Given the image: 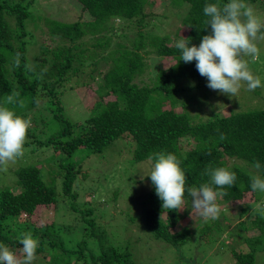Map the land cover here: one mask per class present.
I'll return each instance as SVG.
<instances>
[{
    "label": "trees",
    "instance_id": "1",
    "mask_svg": "<svg viewBox=\"0 0 264 264\" xmlns=\"http://www.w3.org/2000/svg\"><path fill=\"white\" fill-rule=\"evenodd\" d=\"M76 1L87 11L89 20L63 22L37 16L34 21L28 4L0 0V105L13 91L19 92L22 106L8 107L31 120L21 157L27 162L12 173H3L20 191L0 187V245L15 252L23 246L19 242L22 234L31 232L39 241L36 255L47 252L48 264H136L128 248L115 243L103 229L107 200L94 198L88 184H83L88 168L96 166L89 158L102 156L110 161L103 153L118 140L127 143L134 162L148 159L154 164L150 157L161 150L176 154L186 169V187L209 182L205 174L209 166L235 171V184L224 189L226 196L218 194L216 203L231 204L236 211L229 210L230 214L237 212V219L242 217L257 200L258 190L250 187L251 170L264 178V110L225 114L214 110L204 119L193 113L183 94L192 88L199 95L198 87L207 77L199 74L195 59L189 63L181 59L176 43L170 45V35L150 30L161 16L150 12L156 0ZM168 1V9L183 12L180 21L187 30L184 37H191L189 46H199L202 37L212 33L211 25H205L208 17L203 8L217 0ZM245 2L251 6L260 3L264 13V0ZM29 20L35 22L34 27L27 25ZM116 20L121 22L117 28ZM120 28L124 32L119 33ZM86 35L94 40L89 46ZM115 38L123 41L118 47ZM16 53H20L19 67L14 66ZM150 54L166 62L150 84L139 86L134 80L149 69ZM166 63L176 66L165 71ZM99 65L105 68L101 83L95 94L83 97L86 115L82 122H75L66 114L62 96L77 84L79 72ZM182 81L193 83L182 88ZM179 105L180 111L176 109ZM197 111L202 112L201 107ZM49 150L52 156H43ZM38 157L42 161H32ZM256 161L262 165L260 170L253 167ZM249 193L250 200L245 201ZM190 198L186 190L184 199ZM162 203L153 184L144 199V227L154 238L171 244L174 252H180L179 244L189 242L194 233L188 227L177 230L179 210L164 209ZM60 205L68 208L73 223L50 219L37 224L18 219L31 216L36 207L43 217L44 211L53 212ZM210 225L230 235L219 221L206 223L200 234L208 233ZM238 225L245 234L240 235L239 244L231 242L226 252L235 264H256V253L264 251V212L257 211ZM72 230L80 236L69 238L66 233ZM250 231L254 235H249Z\"/></svg>",
    "mask_w": 264,
    "mask_h": 264
},
{
    "label": "rangeland",
    "instance_id": "2",
    "mask_svg": "<svg viewBox=\"0 0 264 264\" xmlns=\"http://www.w3.org/2000/svg\"><path fill=\"white\" fill-rule=\"evenodd\" d=\"M29 5V12L31 17L36 21L37 16L43 19L52 18L63 22H73L76 20H89L90 16L86 10L82 9V6L76 0H16ZM168 0H156L155 5L151 9L152 14L159 13L158 19L155 20L150 30L163 36L168 34L171 36L172 41L170 45L175 44L179 37H184L186 31L182 27L180 21L183 12L180 11L176 14V11L168 9ZM260 3L251 6L256 15H258L262 22H264L263 10L259 7ZM30 17V18H31ZM29 27H34L35 22L31 20L27 21ZM116 28L121 25V22L114 21ZM44 28V27H43ZM150 31V32H151ZM39 32V30H38ZM119 33L124 32L123 29L118 30ZM132 31L130 32V34ZM179 37H178V36ZM84 40L87 42V46L94 40L86 35ZM88 40V41H87ZM114 44L118 47L121 44V40L114 39ZM257 46L260 49L258 57L253 59L252 57H244L248 61L250 71L254 76H258L261 80V86L254 91L247 89L246 82H241V88L235 97L228 94L221 93L219 90L210 89L207 86L208 80L206 79L197 89L199 95H196L192 88L187 89L183 94L187 102L192 104L193 113L198 114V118H206L208 114H211L214 110L221 113H242L248 111L264 110V41H257ZM113 44V42H112ZM109 47L110 49L113 46ZM150 67L146 70L142 76L135 78L134 82L139 86L150 84L151 77L157 73V70L162 67L166 62L163 58L155 54H150L149 59ZM99 65L93 68L85 67L82 72H79L77 84L73 89L67 91L62 96V104L65 107V112L75 122H82L85 115L87 105L81 102L83 97L88 94H95V90L98 84L101 83V76L105 68ZM193 83V81H182L181 87L183 88L186 83ZM180 95V94H179ZM178 95V96H179ZM198 107H201L202 112L198 111ZM178 111L181 110V106H177ZM190 110V107H188ZM191 111V110H190ZM192 112V111H191ZM26 139L25 141H28ZM185 143V142H183ZM29 150H25L27 152ZM128 145L123 140H118L116 143L108 146L103 155L108 157L110 161L105 160L104 157L93 156L90 157L92 165H96L93 168H88L83 179V184L90 187L93 191V197L96 199L107 200V216L102 218L103 229L106 231L112 240L122 245V247L128 248L132 253V257L136 258V264H235V259L227 254L226 250L229 244H239L240 235L245 234L244 228L241 225L236 227V224L243 220L250 218L257 211L264 212V192L258 190L257 200L250 204L247 213L237 219L238 213H231L229 210H235V207L229 203H217L220 208L219 218L216 220H205L203 217L195 214V209L192 208L190 198L185 200V206L179 210L180 218L177 222V230L183 227L192 229L194 235L189 242L180 243V252L175 251L171 244L156 239L150 235L145 227V204L144 199L146 195L152 190L153 184L148 176L153 169V163L150 160H141L134 162L130 159L128 153ZM81 153V152H77ZM84 154V151H82ZM23 156V155H22ZM18 157L12 161H8L3 168L0 166V187L10 186L14 193L20 191L19 187H15L12 180L7 179L6 175H3L5 171L9 174L17 168L20 163L27 162V158L21 160ZM43 156H52V151H46ZM55 158V156H53ZM30 158V157H29ZM42 161L41 157L32 159V161ZM248 168L244 162H240V166ZM253 175L261 174L255 170H251ZM143 177V179H141ZM251 194H245V201L250 200ZM246 207V206H245ZM68 208L65 206H57L53 212L51 210L44 211L40 216L41 209L36 207L31 216H21L18 219L20 221L29 220L37 224L48 223L50 219L54 221L68 224L73 223L74 219L68 214ZM97 211V208H96ZM249 215V216H248ZM200 224V226L197 224ZM219 221L226 226V230L230 232V235L220 233L217 231V227L212 225V229L205 234H200V229L204 228L206 223H213ZM82 223L79 224V226ZM79 231H82L81 229ZM67 232V231H66ZM73 232V233H72ZM70 233V234H69ZM69 238H73V234L77 235L73 230L66 233ZM200 234V235H199ZM249 235H254L253 231L249 232ZM77 235L76 237H79ZM243 248V247H242ZM244 249V248H243ZM222 250V251H221ZM245 250V249H244ZM19 252V250L15 251ZM49 254L47 252H40L36 255V259L32 264H48ZM256 264H264V251L256 253Z\"/></svg>",
    "mask_w": 264,
    "mask_h": 264
},
{
    "label": "clouds",
    "instance_id": "3",
    "mask_svg": "<svg viewBox=\"0 0 264 264\" xmlns=\"http://www.w3.org/2000/svg\"><path fill=\"white\" fill-rule=\"evenodd\" d=\"M208 19L205 25H211L212 33L204 35L199 46H189L191 37H182L175 44L180 50L185 63L197 62L199 74L207 77V86L213 90L235 97L246 82L247 89L254 91L261 86V80L254 76L244 57H258L260 49L257 41H264V22L256 15L254 9L245 0H227L222 3H208L203 8ZM20 53H16L14 66H20ZM176 64H165L164 70ZM29 70L31 66L26 65ZM20 93L13 91L3 105H0V166L23 155V147L31 120L17 115L8 107L19 103ZM225 137L221 135V139ZM186 158V157H185ZM153 169L148 175L155 185L158 197L163 201L162 208L181 210L185 206V191L192 198L191 204L195 214L207 220L219 218L220 208L216 203L217 195L226 196L224 190L235 184L236 173L227 167L211 166L205 169L210 181L199 187H186V169L181 167L182 160L176 154L164 150L153 153ZM253 167L260 170L262 165L256 161ZM143 179V177H141ZM250 187L253 191L264 192V178L259 175L251 177ZM219 190V192L217 191ZM22 248L14 252L8 246L0 245V264H32L36 259L38 238L31 232H25L19 239Z\"/></svg>",
    "mask_w": 264,
    "mask_h": 264
}]
</instances>
